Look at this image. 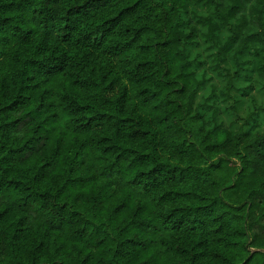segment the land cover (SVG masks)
Returning a JSON list of instances; mask_svg holds the SVG:
<instances>
[{
  "label": "clouds",
  "instance_id": "1",
  "mask_svg": "<svg viewBox=\"0 0 264 264\" xmlns=\"http://www.w3.org/2000/svg\"><path fill=\"white\" fill-rule=\"evenodd\" d=\"M235 5H240L242 10L233 15L230 10ZM174 6L176 11L170 13L174 19L166 23L163 12ZM201 9L203 12L198 15ZM138 10L143 26L153 33L145 41L149 45L176 41L180 33L192 34L191 37L181 35L178 47L175 44L169 48L151 47L144 55L143 58L152 63L146 73L148 80L137 90L150 86L160 94L148 104L143 102V97L124 95L125 86L131 88V85L122 71L113 76L116 83L111 89L107 85L112 79H99L95 51L100 43L99 30L86 33L77 29L67 37L66 44L62 42L65 38L63 24L67 22L76 28L80 20L61 19L63 13L59 9L54 12L56 19L50 23L55 38L53 47L40 39L28 44L21 42L14 24L22 21V28L36 27L41 35L44 31L39 18L34 21L30 11L7 25V31H0V52L5 54L0 62H10L14 79L27 82V77L32 76L37 80L45 78L47 82L46 74L55 73L57 66H63L66 76L90 83L96 81L80 95L71 96L68 104L58 105L64 110L63 117L83 102L90 104L93 112L103 109L110 113L109 119L100 122L96 130L111 132L112 143L127 142L130 132L140 130L132 144L125 143V146L136 147L135 153L119 147L115 154L124 152V156L120 160L113 159L111 167L104 170L109 183L96 200L114 202L109 203L107 209L92 206L78 209L73 203L74 197L67 190L61 191L63 185L32 182L29 183L32 200L23 213L27 217L24 226L29 232H35V226L45 224L54 208L68 203L69 214L81 213L76 217L77 226L87 227L92 240L97 238L94 229L101 225L99 238L108 242L114 239L115 244H123L130 251L131 246L126 243L129 239L148 240L156 249L155 255H145L148 264H158L164 256L168 264H187L186 257L172 256L158 248L159 238H163L160 234L168 235L165 229L173 221H183L186 230L168 235L176 244L190 248L200 236L191 231L196 225L210 233L223 225L225 242L242 247L256 236L249 224L260 221L264 227L261 221L264 183H248L251 176L264 177V0H140ZM87 11L91 14V8ZM201 24L209 25L203 36L199 31ZM238 29L240 39L233 43ZM254 35L259 39L247 40ZM74 48L91 51L81 57L73 53ZM30 60L35 63H27ZM177 60H182V67L177 66ZM201 61L204 66L198 67ZM111 63L123 61L117 57ZM93 68H97L96 73ZM169 69L171 73L166 75ZM184 84L188 85L186 93L170 94ZM245 92L248 94L244 95ZM122 115L131 118L130 126L118 123ZM116 128L121 131L117 133ZM97 139L98 136L89 134L87 143L94 144ZM213 144L217 147L209 150ZM140 156L145 157L144 161L136 159ZM231 184L237 187L229 188ZM40 194H43L42 199ZM122 194H126V200ZM129 201L134 203L127 212L115 213V203ZM249 203L254 206L249 207ZM136 204L140 205L138 210ZM145 209L146 218L141 215ZM148 223L154 227L149 229ZM36 235L38 237L39 233ZM4 243L7 247L5 255L0 256V264H21V261L32 264L31 253L20 250L18 242L8 237ZM259 243L264 246V235L259 237ZM139 255V249L132 251L127 264H139ZM112 264L124 262L116 258Z\"/></svg>",
  "mask_w": 264,
  "mask_h": 264
},
{
  "label": "trees",
  "instance_id": "2",
  "mask_svg": "<svg viewBox=\"0 0 264 264\" xmlns=\"http://www.w3.org/2000/svg\"><path fill=\"white\" fill-rule=\"evenodd\" d=\"M139 3L140 0H94V3H89V0H3L0 3V31H7V25L25 11H30L34 21L39 18L44 31L41 35L36 27L22 28V21L21 24H14L21 42L28 44L34 39H40L53 47L55 38L51 34L50 23L56 19L54 12L59 9L63 13L61 19L80 20L76 28L67 22L63 24L65 38L62 42L66 44L67 37L77 29L86 33L89 30H99L100 43L95 49L100 69L99 79L108 81L118 71H122L131 85V88L125 86L124 95L143 97V102L148 104L157 100L160 94L150 86L137 90L139 85L148 80L146 73L152 63L145 60L144 55L151 47L169 48L174 44L178 47L181 35L191 37L192 34H177L176 41L164 40L155 45L145 43L153 33L139 19ZM88 8H91V14H88ZM241 9L240 5H235L230 11L236 15ZM174 11L175 6L171 10L165 9L163 19L166 23L170 24L174 19L170 14ZM240 35L237 33L233 36L232 42L236 43ZM258 39L255 35L247 38L248 41ZM90 51L91 49L83 52L73 49V53L81 57L87 56ZM4 56L0 52V58ZM117 57L123 63H111ZM27 63L34 64L35 61ZM9 65L10 62L6 60L0 62V256L5 255L7 246L4 242L11 237L12 241L19 243L20 250L31 253L32 264H112L116 258L127 264L132 251L136 249L140 250L139 264H148L145 255L156 254V249L148 240L129 239L126 243L131 246L130 251L123 244H115L114 239L108 242L99 238L102 225L94 229L97 238L92 240L87 227L77 226L79 221L76 217L81 213L74 211L69 214L68 203L54 208L45 224L35 226V232H29L25 228L27 217L23 213L32 200L29 187L32 182H55L63 185L61 191L67 190L74 197L73 203L78 209H87L89 206L107 209L109 203L114 202L96 200L100 191L109 183L104 170L111 167L113 159L120 160L124 156V152L115 154L119 147L124 146L125 152L135 153L136 147L125 146V143L132 144L140 130L130 132L127 142L112 143L111 132L107 129L100 132L96 130L100 122L109 119V112L103 109L93 112L90 104L81 102L67 117L62 116L64 110L58 105L68 104L71 96L80 95L95 84V80L90 83L74 79L64 75L63 66H57V72L46 74L47 82L45 78L37 80L32 76L27 77V82H22L12 77ZM177 66H183L182 60H177ZM92 71L96 73L97 68ZM170 73L171 69L165 74ZM115 83L116 80L112 79L107 88L111 89ZM187 89L188 85L184 84L173 89L170 94L182 95ZM80 113L83 115H79ZM24 122L25 130L19 136L15 132ZM118 123L130 126L131 118L122 115ZM120 131L121 128H116L117 133ZM89 134L92 137L98 136L99 139L94 144H88ZM144 134L147 135V132ZM215 147L217 145H210L209 150ZM136 159L142 162L145 157ZM240 172L243 173L244 169ZM248 183L259 185L264 183V177L251 176ZM236 187L237 184L229 185L232 189ZM122 196L124 200L127 199L126 194ZM40 198H43V194H40ZM133 203L134 201L115 203L114 211L123 214ZM253 206L249 203V207ZM135 207L138 210L140 205L136 204ZM147 214V209L141 213L145 218ZM261 221H264V217H261ZM147 226L149 229L154 227L151 223ZM248 227L256 232V236L238 247L231 241L225 242L223 225L217 227L214 233L196 225L191 231L198 232L200 236L189 248L168 238L171 233L186 231L183 221H173L165 229L168 235L160 234L163 238H159L158 248L172 256L186 257L187 264H264V246L259 243V237L264 235V227L260 221H253ZM36 233H39L38 237ZM158 264H168L167 257H161Z\"/></svg>",
  "mask_w": 264,
  "mask_h": 264
},
{
  "label": "rangeland",
  "instance_id": "3",
  "mask_svg": "<svg viewBox=\"0 0 264 264\" xmlns=\"http://www.w3.org/2000/svg\"><path fill=\"white\" fill-rule=\"evenodd\" d=\"M242 10V9H241ZM240 10V11H241ZM238 11V13L240 12ZM203 12V9H201L200 11L197 12L198 15H200L201 13ZM202 19H203V16H202ZM240 28L242 29L243 28V25L240 26ZM209 30V25L207 24H201V27L199 29L200 33L203 35H206L207 32ZM240 29L237 30V32L234 34V36L239 33L241 34V32H239ZM240 38V37H239ZM204 66V61H201L200 64L198 65V67H203ZM248 93L245 92L244 95H247ZM200 119H203V116H199ZM25 127H26V122L22 123V125L16 130V134H18L19 136L22 135L23 131L25 130Z\"/></svg>",
  "mask_w": 264,
  "mask_h": 264
}]
</instances>
